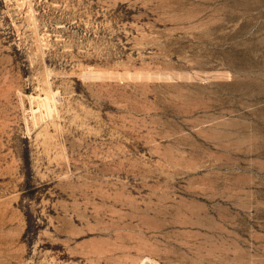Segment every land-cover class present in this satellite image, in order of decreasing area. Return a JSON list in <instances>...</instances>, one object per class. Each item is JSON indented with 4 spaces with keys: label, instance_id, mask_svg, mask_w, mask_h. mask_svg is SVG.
I'll use <instances>...</instances> for the list:
<instances>
[{
    "label": "rangeland",
    "instance_id": "1",
    "mask_svg": "<svg viewBox=\"0 0 264 264\" xmlns=\"http://www.w3.org/2000/svg\"><path fill=\"white\" fill-rule=\"evenodd\" d=\"M0 264H264V0H0Z\"/></svg>",
    "mask_w": 264,
    "mask_h": 264
}]
</instances>
